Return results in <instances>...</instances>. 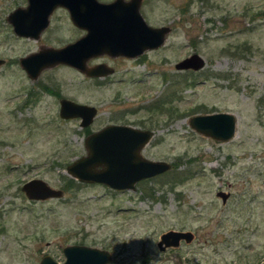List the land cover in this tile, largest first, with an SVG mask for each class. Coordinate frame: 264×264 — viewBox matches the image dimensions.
<instances>
[{
  "label": "rangeland",
  "instance_id": "374dc122",
  "mask_svg": "<svg viewBox=\"0 0 264 264\" xmlns=\"http://www.w3.org/2000/svg\"><path fill=\"white\" fill-rule=\"evenodd\" d=\"M26 5L0 0V264L62 262L72 244L106 250L112 264H264V0H141L149 26L170 28L165 42L134 61L107 60L113 74L94 80L66 65L26 77L20 57L83 35L60 8L38 39L15 36L5 18ZM191 53L201 70H175ZM65 98L96 108L87 128L58 117ZM213 112L234 116L231 140L189 128L192 115ZM120 123L152 131L141 155L172 168L133 191L65 174L89 131ZM37 178L62 198L26 200L20 186ZM218 190L230 194L223 204ZM167 230L193 241L160 252Z\"/></svg>",
  "mask_w": 264,
  "mask_h": 264
},
{
  "label": "water",
  "instance_id": "95a60500",
  "mask_svg": "<svg viewBox=\"0 0 264 264\" xmlns=\"http://www.w3.org/2000/svg\"><path fill=\"white\" fill-rule=\"evenodd\" d=\"M26 3L24 8L18 6L9 11L5 18L15 36L37 39L40 31L48 26L51 11L60 7L68 12L74 27L85 32L77 40L60 48L41 46L37 52L20 57L18 65L31 81L37 79L43 69L58 65L76 69L88 78L112 75V70L106 64L87 67L86 62L94 56L105 54L112 58H136L147 50L161 47L170 30L168 27H151L145 22L139 13L141 0H113L109 3L99 0H26ZM203 60L201 56L191 53L173 67L178 71L196 72L204 66ZM3 63L0 58V65ZM58 108L59 118H79L80 128H87L96 117V108L74 103L67 98L58 100ZM187 122L195 133L217 142L229 141L236 133L237 121L227 112L192 115ZM151 137L152 131L121 124H108L98 131L89 132L83 141L84 155L69 162L65 166V174L82 184H103L116 191H133L137 182L172 168L165 161H149L141 155L142 148L146 147ZM20 192L26 200L34 202L59 199L64 194L60 188H51L39 178L26 180L20 186ZM215 195L223 204L230 194L218 190ZM157 240L156 248L165 252L167 248L176 249L181 242L188 244L193 241V235L189 230H167ZM61 254L64 256L62 262L42 255L38 264H109L111 256L106 250L83 244L62 247Z\"/></svg>",
  "mask_w": 264,
  "mask_h": 264
},
{
  "label": "flooded vegetation",
  "instance_id": "af4514ba",
  "mask_svg": "<svg viewBox=\"0 0 264 264\" xmlns=\"http://www.w3.org/2000/svg\"><path fill=\"white\" fill-rule=\"evenodd\" d=\"M113 0H107V1H105L104 0V2L105 3H109V2H112ZM123 1V0H122ZM124 1H129V0H124ZM101 2V1H100ZM60 8H62V7H60ZM60 8H56V9H54L53 11H51V14H50V16L53 14V12L55 11V10H57V9H60ZM63 9V8H62ZM63 11H65L64 9H63ZM66 12V11H65ZM68 12H67V18H68ZM50 16H48V26H46L44 29H42L41 31H40V35H44V33L49 29V27H50V25H51V23H50ZM68 20H69V18H68ZM69 22H70V20H69ZM71 23V26H73L74 27V25H73V22H70ZM74 29H77V30H79L78 28H76V27H74ZM81 32H83V34L85 33L84 32V30H80ZM40 35H39V37H40ZM82 35H78L77 36V38L76 39H74V40H77L78 38H80ZM38 37V38H39ZM37 38V39H38ZM36 40V39H35ZM74 40H72V41H74ZM69 43H72V42H69ZM69 43H67V44H69ZM66 44V45H67ZM40 46L37 48L38 50H39V48H41V46H44V48L45 47H48L49 45H45V44H43V43H41V44H39ZM147 51H150V52H153V51H157V49L156 50H147ZM147 51L145 52V53H147ZM144 53H142L141 55H143ZM141 55H138L139 57L141 56ZM137 56V57H138ZM137 57L136 58H133V59H130L129 57H118V56H115L114 58H112V57H109L107 54H105V55H100V56H94V58H92V59H90V60H88L89 61V65L87 64V62H86V64H87V67H92V66H95L96 64H98V65H100V64H106L107 66H108V63H107V60L109 61V59H111V60H114V59H116V58H118V59H129V60H131V61H134L135 59H137ZM59 66H63V65H59ZM66 67H68V66H66ZM68 68H70V67H68ZM108 68H110L111 70H112V73H113V69L111 68V67H109L108 66ZM70 69H72V68H70ZM74 70V69H73ZM76 70V69H75ZM78 72V71H77ZM78 73H80V72H78ZM82 74V73H81ZM106 76H110V75H106ZM106 76H103V77H98V76H96L95 78H98V79H103V78H105ZM95 78H88V79H95ZM77 119H79V118H77ZM121 124V123H120ZM113 125H115V124H113ZM107 126V125H106ZM126 126H128V125H126ZM142 129V128H141ZM143 130H145V129H143ZM90 132V131H89ZM91 133V132H90ZM230 196V195H229ZM111 255V254H110ZM109 264H112L111 263V256H110V263ZM115 264H117V263H115Z\"/></svg>",
  "mask_w": 264,
  "mask_h": 264
},
{
  "label": "trees",
  "instance_id": "16d2710c",
  "mask_svg": "<svg viewBox=\"0 0 264 264\" xmlns=\"http://www.w3.org/2000/svg\"><path fill=\"white\" fill-rule=\"evenodd\" d=\"M26 101H28V100H26ZM26 101H25V102H26ZM150 108H152V106H150ZM166 111L169 112V111H171V110L168 108V109H166Z\"/></svg>",
  "mask_w": 264,
  "mask_h": 264
}]
</instances>
